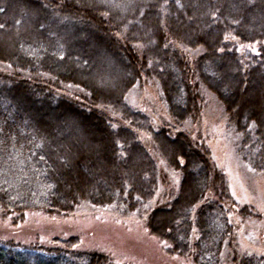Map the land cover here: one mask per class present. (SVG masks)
Segmentation results:
<instances>
[{
    "label": "trees",
    "instance_id": "1",
    "mask_svg": "<svg viewBox=\"0 0 264 264\" xmlns=\"http://www.w3.org/2000/svg\"><path fill=\"white\" fill-rule=\"evenodd\" d=\"M148 84L171 125L156 129L128 104ZM200 89L240 136L242 163L264 173V0H0V264H113L107 252L83 249L79 235L48 241L26 224L83 206L145 212L160 176L140 134L180 176L171 201L146 216L161 254L223 264L226 249L231 264H264L239 252L226 176L204 141L181 130L202 120ZM23 226L29 243L15 240Z\"/></svg>",
    "mask_w": 264,
    "mask_h": 264
},
{
    "label": "rangeland",
    "instance_id": "2",
    "mask_svg": "<svg viewBox=\"0 0 264 264\" xmlns=\"http://www.w3.org/2000/svg\"><path fill=\"white\" fill-rule=\"evenodd\" d=\"M241 48L253 50L256 47ZM197 55L198 52L187 53L191 59ZM40 80L44 78L41 77ZM57 93L71 98H76L79 94L74 88H59ZM199 93L204 98L202 120L199 124L187 122L181 130L194 141H199L200 138L204 141L214 166L226 176L233 199L239 206L247 207L252 212L251 218H243L238 213L239 206L230 211L229 219L235 231L239 252L264 257V173L252 172L242 163L237 155L240 136L229 127L222 105L205 90L200 89ZM127 102L131 107L146 113L156 129L173 123L161 101L159 89L154 84L137 87L130 93ZM110 115L119 120L117 115ZM139 137L158 165L160 176V190L145 212L124 215L113 209L83 206L61 219L32 215L26 225H35L34 231L39 226L41 234L46 232L42 236H46L44 238L48 241L57 236L79 235L83 249L103 250L112 258L113 264H192L189 260L171 259L161 254L159 243L147 233L146 216L151 209L162 207L171 201L178 191L180 176L162 162L148 135L140 134ZM27 227L19 228L22 235L17 234L18 231H12L18 235L16 241H31L34 235L31 227ZM4 228L0 225V233H3ZM8 230L10 229L7 232ZM230 257V251L225 249L223 264H231Z\"/></svg>",
    "mask_w": 264,
    "mask_h": 264
}]
</instances>
